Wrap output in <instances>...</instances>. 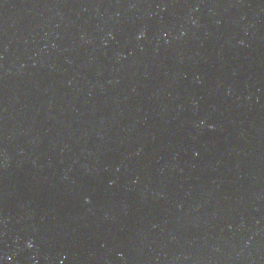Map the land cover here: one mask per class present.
Returning a JSON list of instances; mask_svg holds the SVG:
<instances>
[{
  "label": "water",
  "instance_id": "1",
  "mask_svg": "<svg viewBox=\"0 0 264 264\" xmlns=\"http://www.w3.org/2000/svg\"><path fill=\"white\" fill-rule=\"evenodd\" d=\"M0 264H264V0H0Z\"/></svg>",
  "mask_w": 264,
  "mask_h": 264
}]
</instances>
